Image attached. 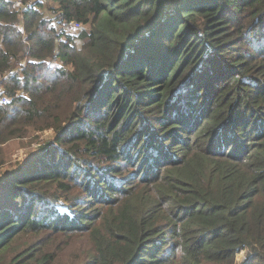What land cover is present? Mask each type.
Here are the masks:
<instances>
[{
    "label": "trees",
    "instance_id": "obj_1",
    "mask_svg": "<svg viewBox=\"0 0 264 264\" xmlns=\"http://www.w3.org/2000/svg\"><path fill=\"white\" fill-rule=\"evenodd\" d=\"M46 3L24 31L0 0V142L54 133L0 174V251L51 229L89 236L80 264H264V0Z\"/></svg>",
    "mask_w": 264,
    "mask_h": 264
},
{
    "label": "rangeland",
    "instance_id": "obj_2",
    "mask_svg": "<svg viewBox=\"0 0 264 264\" xmlns=\"http://www.w3.org/2000/svg\"><path fill=\"white\" fill-rule=\"evenodd\" d=\"M55 4H57V0H48V3L42 4L44 16L50 13V9ZM89 27V24H82L80 28L70 32V34L76 37L83 29ZM74 42L76 45L82 44V40L79 38H76ZM49 61L55 64L53 60L49 59ZM11 127L9 126V128ZM53 136V130L44 129L39 132L34 131L29 136L10 137L0 142V174L4 175L7 171H15L19 168L18 163L24 161L21 158L25 159L28 153L37 151L41 144ZM19 159L20 161H18ZM116 222V219H111L106 225H115ZM99 225H104V222ZM90 242L89 236H79L78 233L64 234L54 232L51 229L44 231L28 230L16 235L0 251V264H42V256L46 255L45 252L53 254V264H80V261H85V257L91 251ZM26 249L33 250L31 253L24 255L23 252ZM42 249L44 253H42ZM244 256L245 251L238 253V260H241ZM100 257L99 252L94 251L93 256L86 261L98 263ZM46 264H49V262Z\"/></svg>",
    "mask_w": 264,
    "mask_h": 264
},
{
    "label": "built area",
    "instance_id": "obj_3",
    "mask_svg": "<svg viewBox=\"0 0 264 264\" xmlns=\"http://www.w3.org/2000/svg\"><path fill=\"white\" fill-rule=\"evenodd\" d=\"M36 0H29V1H24V0H19V7H17V0H15V7L17 8V14L18 17L20 19V27L25 31V13L26 10L35 2ZM41 2L45 3L48 0H40ZM69 26L71 27H79L81 24L78 21L75 20H71L68 23ZM59 32L63 31V27H60V29H58ZM56 62H60L59 60H56ZM62 62V61H61ZM60 62V63H61ZM9 74V73H7ZM7 74H0V102H5L7 101V95L4 92V87H3V81L6 78Z\"/></svg>",
    "mask_w": 264,
    "mask_h": 264
},
{
    "label": "clouds",
    "instance_id": "obj_4",
    "mask_svg": "<svg viewBox=\"0 0 264 264\" xmlns=\"http://www.w3.org/2000/svg\"><path fill=\"white\" fill-rule=\"evenodd\" d=\"M20 5H19V0H17V7H19Z\"/></svg>",
    "mask_w": 264,
    "mask_h": 264
}]
</instances>
